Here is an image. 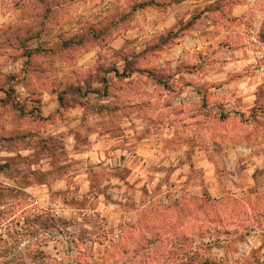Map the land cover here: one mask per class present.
Listing matches in <instances>:
<instances>
[{
    "label": "clouds",
    "instance_id": "obj_1",
    "mask_svg": "<svg viewBox=\"0 0 264 264\" xmlns=\"http://www.w3.org/2000/svg\"><path fill=\"white\" fill-rule=\"evenodd\" d=\"M0 264H264V0H0Z\"/></svg>",
    "mask_w": 264,
    "mask_h": 264
}]
</instances>
